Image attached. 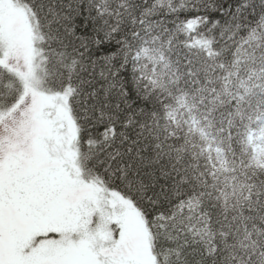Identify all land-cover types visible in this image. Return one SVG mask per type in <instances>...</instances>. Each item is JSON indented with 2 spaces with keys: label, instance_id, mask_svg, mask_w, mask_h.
I'll return each mask as SVG.
<instances>
[{
  "label": "snow or ice",
  "instance_id": "6c2138e0",
  "mask_svg": "<svg viewBox=\"0 0 264 264\" xmlns=\"http://www.w3.org/2000/svg\"><path fill=\"white\" fill-rule=\"evenodd\" d=\"M0 264H264V0H0Z\"/></svg>",
  "mask_w": 264,
  "mask_h": 264
}]
</instances>
